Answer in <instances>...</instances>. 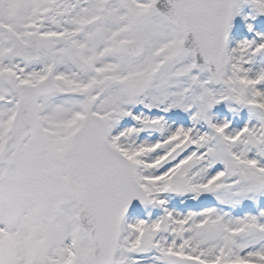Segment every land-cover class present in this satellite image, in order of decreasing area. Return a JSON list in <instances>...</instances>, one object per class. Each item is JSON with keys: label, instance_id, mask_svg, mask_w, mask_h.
Listing matches in <instances>:
<instances>
[{"label": "snow or ice", "instance_id": "obj_1", "mask_svg": "<svg viewBox=\"0 0 264 264\" xmlns=\"http://www.w3.org/2000/svg\"><path fill=\"white\" fill-rule=\"evenodd\" d=\"M243 2L0 0V264H264Z\"/></svg>", "mask_w": 264, "mask_h": 264}, {"label": "rangeland", "instance_id": "obj_2", "mask_svg": "<svg viewBox=\"0 0 264 264\" xmlns=\"http://www.w3.org/2000/svg\"><path fill=\"white\" fill-rule=\"evenodd\" d=\"M246 16H247V20L245 19ZM249 22H251L254 25V27L257 31L264 32V14L257 15L253 11L252 5L250 3L243 2L241 4V13L236 15L233 18L232 27H231L232 30H236L235 34H240V36L235 38L233 36L234 31H232L231 39L228 41L230 46H235V44L239 40H242L244 38H248V34L250 33V31L247 28V23H249ZM257 25L258 26L261 25L262 28L257 29ZM231 28L229 29V31H231Z\"/></svg>", "mask_w": 264, "mask_h": 264}]
</instances>
